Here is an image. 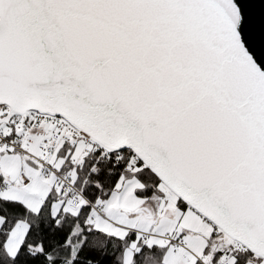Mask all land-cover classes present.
<instances>
[{
  "label": "snow or ice",
  "instance_id": "snow-or-ice-1",
  "mask_svg": "<svg viewBox=\"0 0 264 264\" xmlns=\"http://www.w3.org/2000/svg\"><path fill=\"white\" fill-rule=\"evenodd\" d=\"M0 264H264V0H0Z\"/></svg>",
  "mask_w": 264,
  "mask_h": 264
}]
</instances>
